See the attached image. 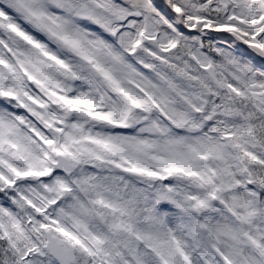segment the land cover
Listing matches in <instances>:
<instances>
[{
  "label": "snow or ice",
  "instance_id": "6c2138e0",
  "mask_svg": "<svg viewBox=\"0 0 264 264\" xmlns=\"http://www.w3.org/2000/svg\"><path fill=\"white\" fill-rule=\"evenodd\" d=\"M0 264H264V0H0Z\"/></svg>",
  "mask_w": 264,
  "mask_h": 264
}]
</instances>
